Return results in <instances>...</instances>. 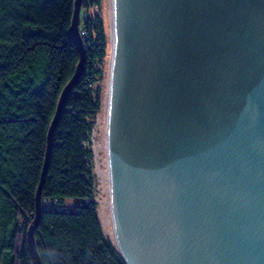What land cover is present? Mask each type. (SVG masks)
I'll return each instance as SVG.
<instances>
[{
    "label": "water",
    "instance_id": "95a60500",
    "mask_svg": "<svg viewBox=\"0 0 264 264\" xmlns=\"http://www.w3.org/2000/svg\"><path fill=\"white\" fill-rule=\"evenodd\" d=\"M48 135L28 241L50 162ZM107 150L128 264H264V0H110Z\"/></svg>",
    "mask_w": 264,
    "mask_h": 264
},
{
    "label": "trees",
    "instance_id": "16d2710c",
    "mask_svg": "<svg viewBox=\"0 0 264 264\" xmlns=\"http://www.w3.org/2000/svg\"><path fill=\"white\" fill-rule=\"evenodd\" d=\"M101 0H82L81 10ZM76 0H0V264H33L28 233L48 135L81 60L72 31ZM83 73L68 93L52 135L41 216V264H128L107 237L95 200L92 132L102 106L100 65L108 56L99 14L80 15Z\"/></svg>",
    "mask_w": 264,
    "mask_h": 264
},
{
    "label": "rangeland",
    "instance_id": "374dc122",
    "mask_svg": "<svg viewBox=\"0 0 264 264\" xmlns=\"http://www.w3.org/2000/svg\"><path fill=\"white\" fill-rule=\"evenodd\" d=\"M99 14L102 16L109 40V47L111 46L110 42V0H101L98 6L91 7L88 11L81 10L80 15L84 18ZM109 57H110V48H108V56L105 61L100 65V68L103 69V77L97 81V87L102 89V106L97 114L95 127L92 132V148L94 150V160H93V171L95 175L96 182V191H95V200L98 203L99 214L103 224V229L107 237L111 239L110 230L111 226L106 223V213L107 206L105 204L106 199L108 198L107 194V150L105 146V124H106V111H105V94H106V81L109 71ZM112 240V239H111Z\"/></svg>",
    "mask_w": 264,
    "mask_h": 264
},
{
    "label": "bare ground",
    "instance_id": "6f19581e",
    "mask_svg": "<svg viewBox=\"0 0 264 264\" xmlns=\"http://www.w3.org/2000/svg\"><path fill=\"white\" fill-rule=\"evenodd\" d=\"M109 48H110V53H111V46ZM109 64H110V57H109ZM109 73H110V65H109V71L107 75V81H106L107 89H106V94H105L106 96L105 97V111H106L105 146H106V150H107V94H108V86H109ZM107 153H108V150H107ZM107 165H108V170L106 174V177H107L106 190H107L108 198L106 199L105 204L107 206L106 208L108 211L106 213V223L111 226V230H110L111 239L117 245L118 243H117V236H116L115 227H114L113 207H112V200H111L109 159H107Z\"/></svg>",
    "mask_w": 264,
    "mask_h": 264
}]
</instances>
